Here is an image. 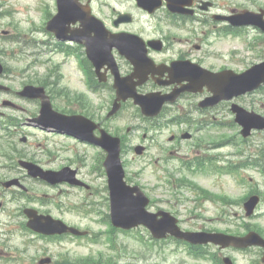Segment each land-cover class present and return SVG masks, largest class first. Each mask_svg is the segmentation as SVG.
<instances>
[{"label":"rangeland","instance_id":"1","mask_svg":"<svg viewBox=\"0 0 264 264\" xmlns=\"http://www.w3.org/2000/svg\"><path fill=\"white\" fill-rule=\"evenodd\" d=\"M215 3L216 8L213 11L219 10L224 14L230 13L233 10H237L238 12L243 10L258 12L260 9H264V0H215ZM50 4V0H0L1 13L3 14L0 19V61L5 62L7 67L17 74L20 71L26 72V78L33 76L35 72L39 73L37 77L42 78L45 70H48V66L45 64L35 67L34 63L36 61L35 52L38 51L37 46L41 42H49L51 36L45 33L47 32L46 30L41 32L42 34H34V36H37V42H26V36L30 32L33 34L32 22L40 23L41 21L44 22L45 19H47L46 22L48 21L47 14L44 17L43 10L45 9V5H49L48 10L49 12L52 11ZM115 4L118 10H122L128 6V4H122L120 2H116ZM38 7L41 8L40 11ZM20 11H23V14L18 18ZM37 28L42 29L43 26L39 24ZM195 28L197 33L195 36H208V30L204 27L196 25ZM4 32H9V39H3L6 37ZM257 32L259 33V31ZM257 32L251 31L250 37L251 40L256 37L259 39V47L256 52L243 53L245 59H243L244 63L242 66L239 63L240 57L236 58L234 54L232 55L235 51H238V53L243 52L242 48L245 47V43L241 37L236 40L234 38L221 40L215 35L210 36V40L214 41L211 50L217 54L224 53L227 61H229L227 55H230L232 57L231 68L236 71H242L244 70L243 66L252 64L253 62L256 63L261 58H264V42H262L264 37L258 35ZM14 36L17 38L14 39ZM1 50L5 51L4 55H1ZM47 58L48 55L43 56L41 57V61ZM61 60L62 57L56 56L54 62L49 65V68H53V64ZM61 72L63 73L62 87H67L72 91L78 90L79 92H84L83 87L77 82L78 75L74 68V61H69L68 65ZM21 78L25 80L24 77ZM103 94L99 102L102 108H106L111 104V98L109 99L111 93L107 90ZM240 103L249 111H255L256 113L264 115V88L260 93L242 98ZM57 105H60V103H54V106ZM180 106L188 109L190 103L183 101ZM106 114L105 112L103 116L105 117ZM210 116L211 118H216L215 122L223 124V128L212 129L209 133L211 136L218 138L227 136L228 141L231 136L239 135L241 130L239 127L233 128L228 126L232 124L234 117L227 105H221L216 108V110L210 113ZM142 119L134 107H128L115 120L110 122L106 121L105 128L113 135L120 134L127 136L128 128L133 129V127H138L137 131L132 132L134 134L129 137L123 159L130 177L134 179L135 177H139L140 179L137 181L144 186L147 194L153 200V203L149 206L151 212H155L158 209L170 211L180 220V226L184 230L205 229L228 232L239 231V233H242L246 231V225H250V228L260 226L264 229V206L257 212V214L260 213L258 217L256 216L254 219L248 220L245 217L243 203H240V199L250 192V190H257L261 193L260 196L264 197V177L260 171L257 169H241L240 174L242 178H238L234 174L220 175L210 173L209 175H205L200 172H179L178 167L180 164L171 160L166 165L162 160L164 156H168V153L161 154L157 147H153L145 157L141 156V158L136 156L134 151H130V146L134 145L133 143L142 141L141 138L143 135L148 133L145 130L149 125ZM29 131L30 133H35L32 137L35 144H45L49 150H54L55 157L50 158L54 160V167L63 166L67 160H72L74 167L81 169L82 178L93 186L94 190L92 192L94 193L92 195L80 190L68 188L56 189L55 195L58 201L61 200L66 202L67 205H74V207L86 209V206L91 204L93 209H96V213L85 216L81 212L73 210L72 212L65 213L56 211L55 216L82 230L89 231L91 238L97 236L99 242L94 243L90 239L68 240V238L62 240H43L36 238L34 235H25L21 230L10 231L9 213L18 209V205L20 202L22 203V199L16 195L14 190H8L1 185L0 202L4 204V211H0V264H38L35 261L36 259L39 261L41 258L47 256L52 257L54 261L61 259L62 256H68L71 259L92 257L97 262L112 260L118 264H212L210 260L196 259L189 256L186 253V249H183V246L177 247L171 241L165 244L155 245V249L151 251L145 247L146 245L141 243L136 236V232L129 235H122L120 232L116 233V246L112 247L107 240V235L104 233L109 229L108 225L106 226L102 222L110 212L106 177L102 174L100 175V173H92L93 169L100 163L102 155L105 157V154L99 149L77 145L78 143L76 144L74 141L65 137L52 134H40L35 130ZM24 134H26L25 131ZM163 138L161 137L159 139L162 140ZM147 140L148 143L152 142L151 135L148 136ZM236 141L242 143L240 138H235L232 143ZM15 142L19 148L24 146L18 139ZM263 149L264 133L254 134L245 145V152L251 151L249 153L251 157L253 155H256V157L259 156L258 154ZM32 151L42 154L45 150L43 146H40L39 149ZM236 152L237 148L229 144L221 147L211 145L202 151L199 157L212 156L215 158V161L217 160L218 165L228 166L230 163L238 164L247 155L240 156ZM186 155L190 160L195 157L191 152L186 153ZM246 161L247 158L243 162ZM3 162L4 160L0 158V166ZM6 174L12 177L17 175L15 171H3L0 169V177H5ZM136 174L139 175L136 176ZM169 176H173L171 181L175 182V184L169 185ZM182 179H187L213 194L226 195L238 203L224 206L220 202H211L203 199L200 200L201 205L197 208L195 207L196 209L191 213V210L197 204L198 192L191 188H187V190L177 188L175 185ZM240 179H243L245 182L240 183ZM25 185L29 188L35 187L37 189L36 193L32 194L34 197H42V194L47 192L45 188L39 187L32 182H26ZM85 203L88 205H85ZM134 231H139L148 241L149 245H151L150 241H154L149 231L145 228L140 227ZM111 248L115 249L113 250ZM160 249L162 250L161 253L159 252ZM207 249L213 254L218 255L219 253L218 248ZM227 255L231 256L235 264H253L257 258H261L260 250L258 249H251L242 253L234 251Z\"/></svg>","mask_w":264,"mask_h":264},{"label":"water","instance_id":"2","mask_svg":"<svg viewBox=\"0 0 264 264\" xmlns=\"http://www.w3.org/2000/svg\"><path fill=\"white\" fill-rule=\"evenodd\" d=\"M61 17L60 21L62 23L67 22L68 16L70 14L69 10L62 8L60 11ZM244 23L256 24L264 29V23L262 22V16H255L253 14L247 13L242 17ZM51 26V25H50ZM102 65L107 63L111 65L110 59L98 60ZM102 65H99L101 67ZM210 85V90L216 95L215 99L212 100V104H216L221 100H230L234 96H239L248 91L257 89L264 83V64L256 66L249 72L243 75H234L229 73L223 80L217 79L218 76H214ZM33 92V91H31ZM31 92L29 93L31 95ZM163 102L158 99L149 100L147 103H143L144 113L150 116H155L161 110ZM233 111L237 113V122L244 127L243 134L245 137L251 134L252 129L264 130V117L257 115L255 113H248L244 109L238 106L233 107ZM44 120L50 125L60 129H65L69 131L71 125L74 123L71 119L64 118L62 116L56 115L51 111L50 105L47 104L45 107V112L43 113ZM88 134L91 131H84ZM109 152V156L105 162V166L109 172L110 177V187L112 192V206H113V222L123 228H132L139 226L141 224L148 226L155 237L163 238L170 233L178 238L186 239L192 243H209L213 242L215 244H220L223 247H228L229 245L236 243L238 240L235 238L225 237L221 234H182L179 233L176 227V221L165 215L160 221L156 220V216L150 215L145 212V207L148 204L147 200L143 196L137 198L131 197L133 191L125 186L123 179L124 173L122 165L120 162V146L119 142L109 140L103 144ZM258 204V198H252L247 204L246 208L248 215H251ZM46 222L38 219L34 222V226L38 229H43L48 231V233H62L68 229L61 223H53L50 218ZM247 245H261L263 242L259 236L255 234H250L247 237ZM233 242V243H232ZM226 264H232L229 259H226Z\"/></svg>","mask_w":264,"mask_h":264},{"label":"flooded vegetation","instance_id":"3","mask_svg":"<svg viewBox=\"0 0 264 264\" xmlns=\"http://www.w3.org/2000/svg\"><path fill=\"white\" fill-rule=\"evenodd\" d=\"M90 0H86L88 2ZM154 4L160 3V7L153 13V15H150L148 12L146 13L143 9H141L137 3V0H131L132 6L128 12L133 15L134 20L132 24H123L115 28L117 32H129L135 35L140 36L144 43L146 45H149V43L153 40H160L162 42V47H160V50H156L153 48H147L149 55L153 58L155 63L157 65H163L167 68H171L172 64L174 62H185L189 61L195 64H199L203 66L204 68H207L209 70H215L214 67H210L207 62L212 58V56H209L207 53L204 52V56L200 57V53L204 51V48H207L208 45H196L194 42L195 40H199L197 37H175V36H151V32L149 29L151 28V25L147 24L146 20H154L155 22V30L158 33H162L166 24L168 25V11H167V3L166 0H152ZM203 0H194L195 4V16L196 13H199L198 11L201 10L199 4L202 3ZM103 7V6H102ZM198 9V10H197ZM204 14L208 15L209 12H203ZM182 17H179L181 19ZM114 23V21H113ZM185 22L183 20H174L173 25L178 30L185 29ZM76 47V55L79 57H82L84 54V49L79 46ZM131 71L132 68L130 67ZM219 69V71L224 70ZM170 72H167L164 74L163 81L167 80L170 76ZM7 75H4L0 78V82H4L7 79ZM175 88H177L176 85H170L166 87H159L155 85L152 81H149L145 86H143L140 91L145 93L149 91H158L163 94H169L171 93ZM6 95H9L13 93V91L9 88L6 89L4 92ZM17 95V94H16ZM188 95H183L179 102L182 100V98H185ZM178 102V103H179ZM37 105L39 102H35ZM177 103V104H178ZM176 104V105H177ZM175 106V105H174ZM174 106H169L173 108ZM23 109V108H22ZM175 125V123H174ZM183 131L178 132L177 134H173L172 138L169 140L170 145L173 146L171 153L172 155L177 154L184 150L185 148L190 149H197L199 146V142L196 140L195 137L192 138H183Z\"/></svg>","mask_w":264,"mask_h":264},{"label":"trees","instance_id":"4","mask_svg":"<svg viewBox=\"0 0 264 264\" xmlns=\"http://www.w3.org/2000/svg\"><path fill=\"white\" fill-rule=\"evenodd\" d=\"M89 263V262H88Z\"/></svg>","mask_w":264,"mask_h":264}]
</instances>
